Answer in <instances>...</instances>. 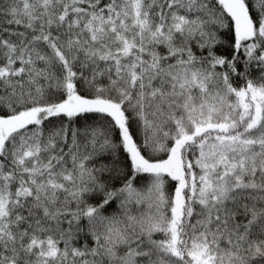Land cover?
<instances>
[{
	"label": "snow or ice",
	"instance_id": "obj_1",
	"mask_svg": "<svg viewBox=\"0 0 264 264\" xmlns=\"http://www.w3.org/2000/svg\"><path fill=\"white\" fill-rule=\"evenodd\" d=\"M0 264H264V0H0Z\"/></svg>",
	"mask_w": 264,
	"mask_h": 264
}]
</instances>
